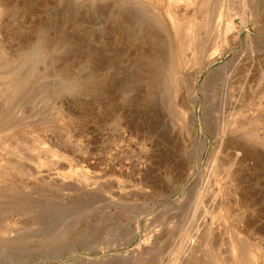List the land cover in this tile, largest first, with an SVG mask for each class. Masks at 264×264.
<instances>
[{"label": "rangeland", "instance_id": "374dc122", "mask_svg": "<svg viewBox=\"0 0 264 264\" xmlns=\"http://www.w3.org/2000/svg\"><path fill=\"white\" fill-rule=\"evenodd\" d=\"M237 235L264 264V0H0V264Z\"/></svg>", "mask_w": 264, "mask_h": 264}, {"label": "bare ground", "instance_id": "6f19581e", "mask_svg": "<svg viewBox=\"0 0 264 264\" xmlns=\"http://www.w3.org/2000/svg\"><path fill=\"white\" fill-rule=\"evenodd\" d=\"M237 236L231 242L230 246V251L233 255L222 257L220 264H254L256 257L251 253L248 244L240 236Z\"/></svg>", "mask_w": 264, "mask_h": 264}]
</instances>
